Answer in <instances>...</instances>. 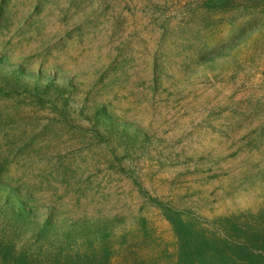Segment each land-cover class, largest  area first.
Wrapping results in <instances>:
<instances>
[{
  "label": "rangeland",
  "instance_id": "1",
  "mask_svg": "<svg viewBox=\"0 0 264 264\" xmlns=\"http://www.w3.org/2000/svg\"><path fill=\"white\" fill-rule=\"evenodd\" d=\"M0 264H264V0H0Z\"/></svg>",
  "mask_w": 264,
  "mask_h": 264
}]
</instances>
